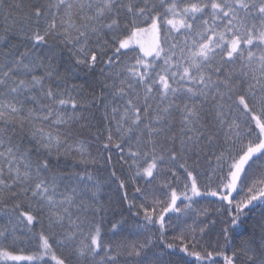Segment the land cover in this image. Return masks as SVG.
Listing matches in <instances>:
<instances>
[{
	"label": "snow or ice",
	"instance_id": "obj_1",
	"mask_svg": "<svg viewBox=\"0 0 264 264\" xmlns=\"http://www.w3.org/2000/svg\"><path fill=\"white\" fill-rule=\"evenodd\" d=\"M0 21L2 264H264V0H0Z\"/></svg>",
	"mask_w": 264,
	"mask_h": 264
},
{
	"label": "trees",
	"instance_id": "obj_2",
	"mask_svg": "<svg viewBox=\"0 0 264 264\" xmlns=\"http://www.w3.org/2000/svg\"><path fill=\"white\" fill-rule=\"evenodd\" d=\"M0 23H2V21H0ZM104 67L103 64H98L95 68V74H85L84 72H80L79 70H73V74H72V79L73 82L76 84H84L85 88L87 89V84L88 83H93L98 81V79L100 78V69ZM87 94V91L86 93ZM97 95H99V90H97ZM100 115V114H97ZM93 132H95V129H93ZM94 139V138H93ZM98 147H101V145L93 142L92 146L90 148V151L93 152V154H96V149ZM112 152L114 153L113 155V162L116 163L119 159V156L121 155V153H119L116 149H112ZM109 155V153L105 152L104 153V157L105 159L107 158V156ZM53 159L55 160V157H53ZM60 162L61 164L67 163L69 165H71L73 163V161L68 158L65 159L64 157L60 158ZM97 167H100V165H97ZM119 168L120 165L117 163L116 164V171L119 174ZM126 168V165H125ZM113 171V168L111 166H109L108 171L104 172L103 169H101V171L99 173H97L99 179L102 182V191H101V196L104 197L105 201L108 200L109 197L112 198L113 200V211L116 213L115 215V219L116 220H121V219H127L128 220V224L124 226V230L125 233H128L130 231H132V228L134 227V222L138 219H140V217H134L132 215L131 212L128 211V204L127 203H123V197L125 195V191L124 190H119L118 189V182L113 184L111 182H108V177L110 176V173ZM182 186V185H181ZM127 195L129 197V200H131V198L133 196H136V192H135V185H133L131 182H129V186L127 189ZM235 195V194H234ZM240 195H243V193H241ZM237 199L240 198V196L236 197ZM137 205H139V201H136ZM257 203V207L252 208L250 206L249 209V217L248 219L251 220L254 216H258L260 214L261 208L259 207L258 202ZM219 201L214 198V197H203L201 198V204L200 207L201 208H205L207 209L209 216L211 218H215L216 213H215V208L218 206ZM137 209H133V211H136ZM122 213V215H121ZM143 213L141 212V217H142ZM110 218H112L110 216ZM3 219L0 218V223H3ZM238 233L244 232V229H238L237 230ZM213 239H215V236H213ZM16 254H28L27 252L25 253H19L17 252ZM228 254H231V250L229 249ZM186 259H193V258H186ZM217 259L220 260L221 264H223V259L221 257H217ZM0 264H2V262H0ZM21 264H28V262H21Z\"/></svg>",
	"mask_w": 264,
	"mask_h": 264
},
{
	"label": "rangeland",
	"instance_id": "obj_3",
	"mask_svg": "<svg viewBox=\"0 0 264 264\" xmlns=\"http://www.w3.org/2000/svg\"><path fill=\"white\" fill-rule=\"evenodd\" d=\"M144 39L147 41L148 39H150V37H144ZM24 262H27V261H24Z\"/></svg>",
	"mask_w": 264,
	"mask_h": 264
}]
</instances>
